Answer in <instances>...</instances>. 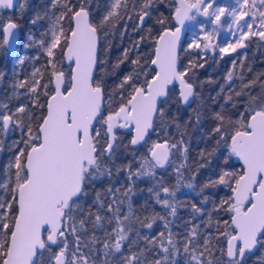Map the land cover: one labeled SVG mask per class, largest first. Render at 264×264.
Instances as JSON below:
<instances>
[{"label": "snow or ice", "instance_id": "snow-or-ice-1", "mask_svg": "<svg viewBox=\"0 0 264 264\" xmlns=\"http://www.w3.org/2000/svg\"><path fill=\"white\" fill-rule=\"evenodd\" d=\"M166 2L169 16L159 12ZM17 7L31 9L23 47L34 56L18 53L22 26L3 15ZM225 26L234 42L221 46ZM252 42L264 46V0H0V54L13 61L11 91L0 95V264H264V71L246 79L252 64L238 54L210 103L198 89L217 81L196 76L209 51L223 59ZM194 101L183 123L169 114ZM190 125L205 144L195 160ZM201 169L210 172L198 183ZM221 188L230 195L217 202L208 193ZM182 189L200 204L174 231L188 206ZM145 191L141 217L133 198Z\"/></svg>", "mask_w": 264, "mask_h": 264}, {"label": "trees", "instance_id": "trees-1", "mask_svg": "<svg viewBox=\"0 0 264 264\" xmlns=\"http://www.w3.org/2000/svg\"><path fill=\"white\" fill-rule=\"evenodd\" d=\"M106 0H101V4L105 3ZM21 3H24V0H22ZM30 3L35 5L39 3V0H30ZM159 7V12L163 13L165 16H169L170 15V8L168 3H164L158 6ZM13 10H6L4 11L3 15L5 17V19L10 16L13 15L15 13V15L18 18V22L21 24V28H23V30H29L30 25L28 24V20L30 18V16L32 15L31 9L26 8L22 13L19 10V8H16L14 10V12H12ZM33 31H35V29H33ZM38 32H36L37 35ZM128 40L127 38H125L124 43L127 44ZM113 43L115 45H119L120 41L119 38H117L116 40L113 41ZM122 48H117L114 47L111 51V56L115 57L116 55L119 54V51H121ZM27 51H29L28 56H34L38 53V50L36 48H32V50L28 49ZM247 51L248 53V61L252 64V73H247L245 72V76L246 79H251L252 75L261 71H264V46H260L259 48L257 47V44L255 42H252L247 49H239L237 51V53H232L229 55H225L223 57V59L220 58V54L217 50V52L214 54L211 51H209L208 55L205 57V59L207 60V63H205V66L201 69H199L196 73V76L199 80H207L209 77L214 80L217 81V83L214 84H204L203 89H198V91H201V96L204 99L205 103H210V101L208 100V97L214 96L216 95V93L219 91V86L220 84L224 83V76L226 74V72L229 70V68L231 67V62L233 59L237 58V55L239 54L241 57L243 55V52ZM28 67L31 70L34 66L35 67H39L41 63H43V61H38V62H32V61H28ZM202 63L204 61H201ZM183 63H187V58L184 59ZM9 68V64H7V61H4V59L2 58V54H0V70L5 71L6 73H8ZM235 71L239 74L241 72V69L239 67H237L235 69ZM23 76V74H22ZM9 80L7 79V76L5 77V80L2 84H0V95H2L5 90H4V86H5V82ZM237 84H239V81L237 80ZM10 92V91H8ZM178 90L176 87V94L178 95ZM220 102H223V99L221 97ZM200 103V101H194L191 106H185V105H177L176 102H173L171 104L170 107V115L175 113L179 119L180 122L183 123L184 120L188 119L190 113L192 112V109H196L198 104ZM204 127L207 128V121H204ZM126 131V130H125ZM175 132V128H171L169 129V133L172 134ZM189 132L191 133V147H192V151L190 152V158L191 160H195L196 158V152L198 151L199 148H204L205 144L204 143H199V145L197 144L198 138L200 136V132L197 131H193L191 128V125L189 126ZM17 134H12L9 136V141H11L12 139L16 138ZM130 139V136L125 134L124 135V139H123V143H127L128 140ZM157 139V135L155 133L151 134V140H156ZM187 139V137H186ZM138 147V151H137V156H139L140 154L145 153L146 149L144 147ZM210 147V145H209ZM130 151H132V149H130ZM7 157V153H5L3 156H0V160L6 159ZM132 159L131 155H128L124 160L122 161H118V163H127L128 160ZM234 167L239 168V164L236 163L234 160L232 161ZM213 169L216 167L215 164H213L211 166ZM169 172H171V169H169ZM210 170L209 169H201L200 174L198 176V183H202L204 181V179L209 175ZM166 175V174H165ZM121 179H123V176H121ZM166 179H168V181L170 183H174V177H169L166 175ZM107 181H105L103 184L97 183L95 185L96 189H100L103 187L107 186ZM150 186V181L148 180H142L141 182H138L137 187L138 188H143V189H147V187ZM90 193L93 192V189H89ZM182 193H185L186 195H182L178 193V196L180 197V199L182 201H186L188 203L187 207H183L179 209V219L176 221V223L178 225H181V227H174V231H182L183 230V221L187 220V219H191L192 218V213H191V203H196L198 206L200 204V198L196 195V193L191 192L188 189H182ZM208 194L213 195L215 197V199L217 200V202L219 201V199L221 197H225L227 195H230L229 192H227V190L221 188L216 190L215 192H209ZM147 197V192H143V193H139L133 198V203H134V207L137 209V214L140 215L141 217H143L144 215H146L147 213L140 211L141 205L143 204L144 200ZM88 203H91V197L89 198ZM207 207H211V205H208ZM155 211L160 212L161 208L159 205H154ZM207 217H197L196 219L193 220V223H200L203 220H205ZM221 220L224 219H228V216L226 214H221V216L219 217ZM215 219V217H214ZM161 230V226L159 224V222H157V225L155 226L153 233L155 234L157 232H159ZM223 227H221V231H223ZM209 231H212L214 234H216L218 236V233H216V229L212 228ZM97 235L102 236L103 233L102 231H98ZM221 240H223V238H220V240H215L213 241L214 244H217L218 246H224L223 244H221ZM47 255V254H45ZM260 253L257 252L256 256H259ZM217 256H219V253H217ZM255 256H250L247 264H253L254 260H255ZM180 264H183V257H180Z\"/></svg>", "mask_w": 264, "mask_h": 264}, {"label": "rangeland", "instance_id": "rangeland-1", "mask_svg": "<svg viewBox=\"0 0 264 264\" xmlns=\"http://www.w3.org/2000/svg\"><path fill=\"white\" fill-rule=\"evenodd\" d=\"M22 2V0H19V2L18 3H21ZM217 3L218 4H227V3H231V0H217ZM18 8V7H17ZM200 20H203L204 18L203 17H200L199 18ZM222 19V21L225 19L224 17H222L221 18ZM28 31L27 30H24L23 31V41H22V43H20L19 45H18V48H17V51H18V53L20 54V55H27L28 54V52H27V50L28 49H24V47H23V44L25 43V42H27L26 41V33H27ZM39 34V33H38ZM215 40H216V42L217 43H219L221 46H224L226 43H228V42H234V37L232 36V34L227 30V27L225 26L224 28H221L220 30H219V32H218V35L215 37ZM30 49V48H29ZM239 50V49H238ZM237 50V51H238ZM12 66H13V61H12ZM25 67V65L23 66V68ZM23 68H20V69H18V71H22L23 70Z\"/></svg>", "mask_w": 264, "mask_h": 264}, {"label": "flooded vegetation", "instance_id": "flooded-vegetation-1", "mask_svg": "<svg viewBox=\"0 0 264 264\" xmlns=\"http://www.w3.org/2000/svg\"><path fill=\"white\" fill-rule=\"evenodd\" d=\"M15 10V9H14ZM14 10L12 11V12H14ZM23 28H21L20 30H19V35H20V39H19V43L17 44V48H18V45L20 44V43H22V41H23ZM39 33V32H38ZM37 33V37H39V34ZM30 50H32V48H30ZM38 50V49H37ZM28 53H29V51H27ZM28 55V54H27ZM2 58L4 59V61H7V64H9V68L10 69H8V75H7V79H9V80H7L6 82H5V86H4V90L5 91H11V89H10V87H9V84L11 83V72H12V70H13V66H12V60L11 59H9V58H7V57H5L4 55H2ZM41 61H43V59H41L40 60V62ZM28 63L29 62H26V64H25V67L23 68V70L20 72L21 73V75H20V79H23L24 78V76L27 74V73H29V72H31L32 71V69L30 70L29 69V67H28ZM22 74H23V76H22Z\"/></svg>", "mask_w": 264, "mask_h": 264}, {"label": "water", "instance_id": "water-1", "mask_svg": "<svg viewBox=\"0 0 264 264\" xmlns=\"http://www.w3.org/2000/svg\"><path fill=\"white\" fill-rule=\"evenodd\" d=\"M17 2H19V0H17ZM11 11V10H10ZM20 33L18 32V36H17V39H16V41H15V43H16V46H17V44L19 43V39H20V35H19ZM177 90H178V92H179V85L177 84ZM127 131V130H126Z\"/></svg>", "mask_w": 264, "mask_h": 264}]
</instances>
